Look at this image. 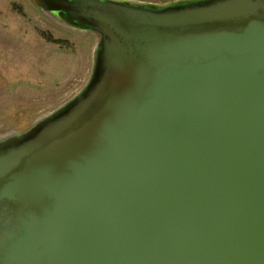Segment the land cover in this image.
I'll return each instance as SVG.
<instances>
[{"label":"water","instance_id":"1","mask_svg":"<svg viewBox=\"0 0 264 264\" xmlns=\"http://www.w3.org/2000/svg\"><path fill=\"white\" fill-rule=\"evenodd\" d=\"M49 1L92 72L0 137V264H264V0Z\"/></svg>","mask_w":264,"mask_h":264},{"label":"rangeland","instance_id":"2","mask_svg":"<svg viewBox=\"0 0 264 264\" xmlns=\"http://www.w3.org/2000/svg\"><path fill=\"white\" fill-rule=\"evenodd\" d=\"M47 2L0 0V137L58 110L91 76L97 36L55 21Z\"/></svg>","mask_w":264,"mask_h":264},{"label":"flooded vegetation","instance_id":"3","mask_svg":"<svg viewBox=\"0 0 264 264\" xmlns=\"http://www.w3.org/2000/svg\"><path fill=\"white\" fill-rule=\"evenodd\" d=\"M120 1H127L131 3H136L139 5H146L150 7H157V8H163V7H169L172 5H181V4H189L198 2L201 0H120ZM49 9V8H48Z\"/></svg>","mask_w":264,"mask_h":264}]
</instances>
